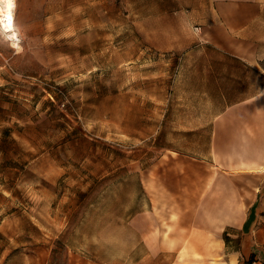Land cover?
<instances>
[{"label":"rangeland","instance_id":"374dc122","mask_svg":"<svg viewBox=\"0 0 264 264\" xmlns=\"http://www.w3.org/2000/svg\"><path fill=\"white\" fill-rule=\"evenodd\" d=\"M190 1L15 0L19 47L0 34V264H264V209L205 255L145 260L129 244L176 124L264 90V60L195 40Z\"/></svg>","mask_w":264,"mask_h":264},{"label":"crops","instance_id":"0c3cea01","mask_svg":"<svg viewBox=\"0 0 264 264\" xmlns=\"http://www.w3.org/2000/svg\"><path fill=\"white\" fill-rule=\"evenodd\" d=\"M182 13L199 26L196 41L252 67L264 60V0H191ZM192 123L183 130L177 123L149 179L145 170L147 209L129 236L145 260L183 250L205 255L229 228L252 233L264 209V90Z\"/></svg>","mask_w":264,"mask_h":264},{"label":"bare ground","instance_id":"6f19581e","mask_svg":"<svg viewBox=\"0 0 264 264\" xmlns=\"http://www.w3.org/2000/svg\"><path fill=\"white\" fill-rule=\"evenodd\" d=\"M0 9H2V14H3V17L5 19V25H7L8 21H7V17L9 15L12 16V21H11V28L8 29L7 27H4L2 28L3 30L6 31V35L9 39H11L12 41V44L15 46V47H18V41H19V38H18V34H17V31L14 27V9H15V0H12V4H11V7H9L8 3H4L2 5H0Z\"/></svg>","mask_w":264,"mask_h":264},{"label":"snow or ice","instance_id":"6c2138e0","mask_svg":"<svg viewBox=\"0 0 264 264\" xmlns=\"http://www.w3.org/2000/svg\"><path fill=\"white\" fill-rule=\"evenodd\" d=\"M8 3L9 7H11V4H12V0H0V5L4 4V3ZM7 25H5V19L3 17V14H2V9H0V28H4V27H7L8 29L11 28V21H12V16L9 15L7 17Z\"/></svg>","mask_w":264,"mask_h":264},{"label":"built area","instance_id":"2783aa9c","mask_svg":"<svg viewBox=\"0 0 264 264\" xmlns=\"http://www.w3.org/2000/svg\"><path fill=\"white\" fill-rule=\"evenodd\" d=\"M193 29H194L195 32H198V30H199V26L194 25Z\"/></svg>","mask_w":264,"mask_h":264}]
</instances>
